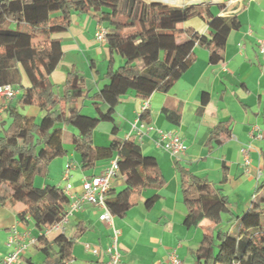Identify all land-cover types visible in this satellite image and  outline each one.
<instances>
[{
  "label": "trees",
  "instance_id": "1",
  "mask_svg": "<svg viewBox=\"0 0 264 264\" xmlns=\"http://www.w3.org/2000/svg\"><path fill=\"white\" fill-rule=\"evenodd\" d=\"M158 0H0V86L21 87L22 93L7 108L9 126L0 132V204L22 203L37 228L49 229L66 215L70 199L60 187L35 185L37 177H48L49 164L67 155L65 129L75 128L74 151L81 157L84 171L117 158L125 188L107 205L113 215L125 216L133 206L132 197L147 189L160 190L165 179L159 163L146 156L135 136L115 138L107 147L96 146L93 134L100 123L113 124L121 98L133 92L148 101L157 91L169 92L196 60L195 49L209 52L212 64H221L232 31L239 30L236 16H216L200 6L179 7ZM174 4V5H173ZM92 13L104 25L110 57L104 75L107 83L96 92L86 89V78L73 68L67 75L62 94L51 80L63 59L58 35L69 30L73 17ZM208 22V34L192 27L181 28L192 18ZM117 59H122L119 64ZM26 77L28 86L23 85ZM95 115H87L85 102ZM33 106L42 118L22 113L19 107ZM168 120L178 123V112L164 110ZM145 109L141 120H149ZM231 136L229 124L220 123L209 142L222 144ZM264 140V139H263ZM262 140V141H263ZM264 156V151H263ZM187 215L184 224L197 227L203 220L215 224L229 215L228 226L214 235H205L197 251L198 264H264V179L259 182L250 208L242 215L230 211L229 197L186 168H179ZM159 195L145 202L152 208ZM82 231V230H79ZM45 238H39L46 244ZM54 243L56 257L42 250L46 264H69L75 239L59 235ZM55 258V259H54Z\"/></svg>",
  "mask_w": 264,
  "mask_h": 264
},
{
  "label": "crops",
  "instance_id": "2",
  "mask_svg": "<svg viewBox=\"0 0 264 264\" xmlns=\"http://www.w3.org/2000/svg\"><path fill=\"white\" fill-rule=\"evenodd\" d=\"M179 7L200 6L209 9L216 16H236L241 28L232 31L221 64H212L208 50L197 47L196 60L167 93L157 91L148 102L149 120H141L145 102L135 93L124 95L115 112L117 134L113 124L100 123L93 134L96 146L107 147L115 138L124 140L135 136L142 152L154 157L165 179L160 190L147 189L132 197L133 206L125 216L113 215V226L120 230L118 247L121 264H170L172 254H177L183 264H198L197 251L205 235H214L228 226L229 215L223 216L221 224L203 220L197 227L188 228L184 224L187 209L184 204L179 168L190 170L195 176L208 181L229 197L230 211L233 215L244 214L251 206L255 190L264 179V140L257 138L259 128L264 132V55H260L258 41L264 39V0H181ZM101 24L92 13H79L73 17V24L66 32L58 35L62 41L64 56L52 73V82L61 87L68 73L79 65L90 64L86 77V89L99 91L107 81L110 52L106 43L96 38ZM104 27V25H102ZM192 27L200 34H208V22L196 17L180 25ZM243 44V48L239 44ZM119 64L122 59H117ZM81 63V64H79ZM23 85L28 86L26 77ZM16 102V99L12 101ZM87 105V102H85ZM25 107V106H23ZM22 107H19L21 111ZM164 110L178 112V123L167 119ZM95 115L92 107L83 111ZM29 116L42 118L44 112L31 106ZM8 121L7 109L0 106V132L3 123ZM149 124L154 129L142 131L138 135L135 125ZM229 124L231 136L222 144L209 142L212 131L220 124ZM177 131L187 147L185 154L173 157L170 153L156 147L159 131ZM77 134L75 128L65 129L64 144L67 155L53 160L48 166V177H37L35 185L65 188L64 171L71 167L72 194H82L83 182L93 176L101 175L110 161L97 164L92 170L84 171L81 157L74 151L72 138ZM66 137L68 140H66ZM248 151L249 164L241 152ZM58 163L56 179L62 184L51 183L54 164ZM126 186L120 173L112 180L110 197H114ZM238 193V194H236ZM236 194L234 200L232 196ZM159 198L152 208L145 202L155 196ZM69 207V206H68ZM22 203L0 204V264L11 251L7 241L13 228L23 234L26 231L38 239L22 256L19 264H46L47 256L42 250L56 257L58 248L54 243L59 235L75 239L73 256L69 264H108L110 254L107 249L112 244L113 226L101 221L103 209L93 204H83L73 212L61 230L39 229L30 215L26 222L20 219L27 212ZM113 214V213H112ZM263 222V221H262ZM82 230V231H79ZM46 244H41L40 237ZM97 251V253H95ZM55 259V258H54Z\"/></svg>",
  "mask_w": 264,
  "mask_h": 264
},
{
  "label": "built area",
  "instance_id": "3",
  "mask_svg": "<svg viewBox=\"0 0 264 264\" xmlns=\"http://www.w3.org/2000/svg\"><path fill=\"white\" fill-rule=\"evenodd\" d=\"M168 4H172L171 0H158ZM106 29L102 25L96 33V38L100 43H106ZM243 48V44H239ZM258 49L260 54L264 55V39L258 41ZM22 93L21 87L12 86L10 84L0 86V106L2 110H6L9 104L14 101ZM148 102L145 101L144 109H147ZM138 135L142 136V131H150L154 128L149 124L135 125ZM257 138L264 139V132L257 128ZM158 139L155 141L156 147L170 153L173 157H179L187 151L181 135L177 131H162L160 130ZM250 148H243L241 152L245 156L246 164H249L248 151ZM71 167L68 166L63 174V180L66 186L63 189L65 195L70 199L69 207L66 209L64 218L52 225L48 231L61 230L68 221V217L75 211L81 208L83 204H93L103 209V214L100 216L101 221L111 224L113 226V214L107 205L108 194L112 187V180L120 174V168L117 158L110 161L109 166L105 171L98 176H93L83 182L82 194L76 196L72 194V184L69 182ZM120 230L113 226L112 244L108 247L107 251L110 254V261L108 264H121V252L118 247ZM38 239L31 236L29 231L20 234L16 228H13L9 234L7 245L11 251L4 257L2 264H19L24 253L32 246L37 244ZM97 253V251H95ZM170 264H183L182 260L177 254H172L169 259Z\"/></svg>",
  "mask_w": 264,
  "mask_h": 264
},
{
  "label": "rangeland",
  "instance_id": "4",
  "mask_svg": "<svg viewBox=\"0 0 264 264\" xmlns=\"http://www.w3.org/2000/svg\"><path fill=\"white\" fill-rule=\"evenodd\" d=\"M174 2H175V4L176 5H182L183 4V1H181V0H173ZM215 1H217V0H215ZM174 5V4H173ZM260 53V52H259ZM261 55V54H260ZM79 64H81V63H79ZM108 66H109V59H108V64H107V70H108ZM77 69L82 73V75L85 77V74L83 73V72H87L88 74L90 73V64L88 63V62H86V65H84V66H82V65H79V66H77ZM107 72V71H106ZM106 74V73H105ZM86 78V77H85ZM63 86H64V84L62 85V87H61V94H62V92H63ZM90 106V103L87 101V107H89ZM86 107V108H87ZM31 108V106H25V107H22V109H21V112L22 113H24V114H29V109ZM10 122H9V120L7 121V124H5L4 126L7 128V126H9L8 124H9ZM2 125H0V127H1ZM66 140H68V138L66 137ZM58 163H55L54 164V174L53 173H51L50 174V179L51 180H49L51 183H56V184H62V182L60 181V178L59 179H56L57 181H54L55 180V178H56V176H55V174L57 175L58 173H57V170H58ZM236 194H238V193H236ZM236 194L235 195H233L231 198H232V200H234V197H236ZM263 226H264V218H263Z\"/></svg>",
  "mask_w": 264,
  "mask_h": 264
}]
</instances>
